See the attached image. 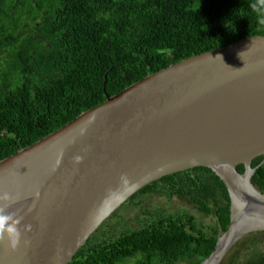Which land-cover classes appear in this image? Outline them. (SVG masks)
<instances>
[{"label":"water","instance_id":"95a60500","mask_svg":"<svg viewBox=\"0 0 264 264\" xmlns=\"http://www.w3.org/2000/svg\"><path fill=\"white\" fill-rule=\"evenodd\" d=\"M258 156L264 163V35L148 74L1 159L0 264H69L140 189L199 166L230 198L227 229L200 264H226L242 239H264Z\"/></svg>","mask_w":264,"mask_h":264},{"label":"trees","instance_id":"16d2710c","mask_svg":"<svg viewBox=\"0 0 264 264\" xmlns=\"http://www.w3.org/2000/svg\"><path fill=\"white\" fill-rule=\"evenodd\" d=\"M255 35H264V0H0V160L148 74ZM262 159L251 162V183L264 194ZM153 191L185 199L215 224L184 211H149L141 226L120 231L106 220L69 264L206 259L230 221L224 183L194 167L147 184L126 203ZM235 250L226 264H264L258 235Z\"/></svg>","mask_w":264,"mask_h":264},{"label":"rangeland","instance_id":"374dc122","mask_svg":"<svg viewBox=\"0 0 264 264\" xmlns=\"http://www.w3.org/2000/svg\"><path fill=\"white\" fill-rule=\"evenodd\" d=\"M125 203H123L120 208H118L110 218L107 219V221L105 220L106 228L113 231H120L126 228H137L142 225L145 218L149 215V211L150 214L184 211L193 214L196 218L202 219L204 225L215 224V218L213 216L207 217L203 215L185 199L177 196H164L162 193L156 191L146 194H138L132 203ZM221 233L222 232L219 234Z\"/></svg>","mask_w":264,"mask_h":264},{"label":"flooded vegetation","instance_id":"af4514ba","mask_svg":"<svg viewBox=\"0 0 264 264\" xmlns=\"http://www.w3.org/2000/svg\"><path fill=\"white\" fill-rule=\"evenodd\" d=\"M120 208V207H119ZM110 218V217H109Z\"/></svg>","mask_w":264,"mask_h":264},{"label":"bare ground","instance_id":"6f19581e","mask_svg":"<svg viewBox=\"0 0 264 264\" xmlns=\"http://www.w3.org/2000/svg\"><path fill=\"white\" fill-rule=\"evenodd\" d=\"M255 189V188H254Z\"/></svg>","mask_w":264,"mask_h":264}]
</instances>
